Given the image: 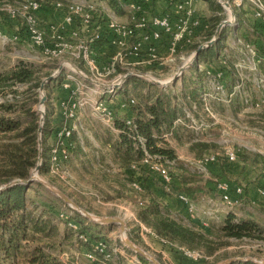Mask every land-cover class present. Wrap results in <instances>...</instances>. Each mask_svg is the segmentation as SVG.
I'll use <instances>...</instances> for the list:
<instances>
[{"label":"crops","instance_id":"1","mask_svg":"<svg viewBox=\"0 0 264 264\" xmlns=\"http://www.w3.org/2000/svg\"><path fill=\"white\" fill-rule=\"evenodd\" d=\"M93 6V10L89 12L87 19L78 17L73 22L64 20L65 10L54 12L52 9H48L49 13L52 14V22H55V25L58 22L57 19L61 21L58 24L59 26L57 25V29L61 27L64 30H61V32H65L63 36L67 34L71 39L80 36L89 38L86 39L84 45L87 48V60L83 59L82 50H79L80 57L78 59L72 55L76 49L65 51V55L78 60V63H81L82 67L97 79H94L97 87L94 90L92 89L91 92L96 93L97 99L104 101L114 115L125 116L126 119L130 120L133 119L134 112L127 102L129 101L130 104L137 103L136 93L140 88L133 86L131 81H128L129 78L135 77L146 83H152L160 91L174 96L175 99L172 103L179 111V117L173 121L169 129H164L161 132L160 137L164 144L160 143V145L171 149L176 156L175 160L183 164L184 167L187 164L195 165L204 157H213V160L206 164V175L209 181L206 185L208 202L218 197L220 201L217 205L222 207L221 210L225 209V205L221 200V193L217 189V185L222 183L227 185L232 200H236V207H238L239 198H241L240 195L236 194V189L242 187L243 193L250 195L249 197L246 196L248 205L250 203L259 204L258 202H260L262 205L259 204L258 206L264 211V157H261V153H259L260 155L255 153L253 155L244 147L240 148L230 144L228 145L230 150L235 151L233 161L228 160L226 149L224 153L217 151L206 154L210 148L215 147L212 144V139L207 137V132L215 125L214 122L218 115L213 106L210 107V113L204 110V95L212 92V88H210L212 79L216 76L221 77L220 79L227 87L225 91L227 102H230L222 105L226 106L227 109L225 110L229 113L233 112L235 115H238L239 111L245 107L242 99L251 96L253 101H257L261 95L259 91H251L250 87L247 88L249 94L247 92L234 93L232 91L235 74L230 56L236 54L237 39L250 42L258 48H264V32L260 30L254 21L250 5L245 2L240 7L241 9L239 8L237 29H233L229 25L222 29V41L218 45L216 57L201 60L197 63L195 62L196 57L193 58L195 50L191 49V45L199 43L205 38L206 33L211 30L214 24L216 15V11L204 0H121L114 1L113 5L109 4V0H100L95 2ZM232 10L234 11V9ZM118 17L120 19L124 18V22H117ZM163 18H166L169 23L168 30L157 23ZM17 23V21H12V27L15 28ZM111 23L117 25V29L112 28ZM154 33L159 36L154 37ZM247 35H252L253 40L249 39ZM88 60L94 62L95 72L90 71ZM70 64L73 65V63ZM73 66L80 75L81 69L75 64ZM260 70L263 73L264 63L260 65ZM62 71L61 69L60 73L55 74L53 79L55 85L59 84L61 88H55L50 99V104L53 107L52 124L59 123L64 117L65 104L72 102V98L76 96L75 93L79 88L78 83L75 81L78 74L75 72L71 75V78H67V75L65 76ZM189 77L198 81V83L196 82L198 89L193 94L183 91L184 81ZM59 81L66 84L58 83ZM85 81L92 82L93 80L88 81L85 79ZM119 82L114 97H112L107 91L115 88L116 83ZM146 91V87L141 89L143 94ZM250 106L254 107L253 105ZM260 108H264V106ZM77 109L75 113H77ZM113 114L110 121L103 118L99 113L97 117L109 129L111 140H113L111 145L118 139L119 132L114 125ZM191 124H195L196 127L190 128ZM186 133L193 138H186ZM204 134L205 136H202V139L195 137ZM196 144L206 145V148L195 154ZM182 147H188L189 154ZM117 160L112 150L113 170H116L118 175L125 174L124 180L127 182L126 170L124 172L119 167ZM174 165L173 161L171 166ZM173 174L175 176L174 184L181 191L180 176L182 171L175 169ZM150 186L155 188L154 184ZM179 190H175L174 194L166 196L160 193L163 205L173 215L182 219L180 221L186 222V225L209 235L214 230L213 226H211V223L209 224V221L197 217L196 211L198 208L191 202L192 200H189ZM178 195H184L188 199V203L181 200ZM253 197H256V199H253ZM213 213V209L209 211V214ZM224 215L222 218H224ZM129 218L128 220H131L132 224L129 223L126 216H123L122 220L126 232L134 233L136 231L135 226H139L140 223L137 216ZM96 224L99 225L95 228V231L98 232L97 235L99 237L105 236L107 239L111 236L109 231L112 230L113 226H119L118 224ZM67 240L61 241L60 246L55 247L57 250L54 254L41 253V251L39 253L33 252V256L27 264L62 261L64 254L74 252V247L71 245L73 242L72 236L70 240L68 235ZM144 240L151 250L156 251L158 255L162 256V259L166 260L167 264H197L188 261V259L185 260L186 258L183 257L179 247L164 242L153 231H151L148 239ZM135 256L125 255L121 257L120 264H138L135 258L141 263L140 257L136 254ZM81 264L88 263L83 259Z\"/></svg>","mask_w":264,"mask_h":264},{"label":"rangeland","instance_id":"2","mask_svg":"<svg viewBox=\"0 0 264 264\" xmlns=\"http://www.w3.org/2000/svg\"><path fill=\"white\" fill-rule=\"evenodd\" d=\"M8 1L6 0V2L2 3L3 1L0 0V72L8 69L17 61L22 60L27 63H34L43 74L51 72L52 75L61 67L64 75H67V78H71V75L77 71L73 65L75 64L78 67V60L68 57L64 52L55 57L52 56L53 54L47 55L43 52V48L56 49L53 42L56 43L57 41H63L65 44L67 42L72 43L73 46L80 48L85 45L86 39L89 38L87 36L83 38L80 36L76 39H71L67 34L63 36L65 32H61V30H64L61 27L57 29V25L61 21L57 19L56 21L58 22L55 25V22H52V14L49 13L48 9H52L54 12H62L66 11L68 6L72 4L93 5L100 0H36V3L39 4V10L36 11L39 24L38 31L42 35L44 46L36 45L32 31L30 30V24L27 21L28 15L26 12L22 11L23 13L16 19H11L3 13V8L11 6L9 4L10 1ZM13 1L14 4H17L16 6L22 7L29 0ZM212 1L220 7L219 9L213 8L216 11L215 18H219L217 24H220V22L228 18L227 11L221 5H224V0ZM230 9L233 12L232 8ZM236 9L239 13V8ZM12 21L18 22L15 28L11 25ZM117 22H124V18L120 19L118 17ZM217 24H215V27L218 26ZM247 36L253 40L252 35ZM239 58V54H233L230 56V61L232 63L237 62ZM70 63H73V65ZM81 72L93 81H85L82 78L83 76L76 72L78 78H75V81L78 83L79 88L75 93L76 96L72 99L77 104L79 103V108L77 109V113H74V120H72L73 126H75L73 129L74 136H72L75 143H79L80 151L77 154L70 153L64 170L61 173L62 175L59 177L56 175L52 176L48 172L45 174L34 173V168L30 170L28 179L33 175L35 180L30 184L31 187L26 192V210L31 214V219L27 223V235L18 243L17 251L19 253L16 254L17 257H15L16 255L12 258H5L3 256L0 264H27L28 260L33 256V252L56 253L57 249L55 247H59L60 242L63 240L68 241V235L70 240L71 236H73L71 231L67 230L68 226L65 220L61 218V214L67 215L69 219L74 218L78 221H88L92 224H96V220L105 217H118L122 219L123 216H126L127 220L129 217H136L142 197L131 190L130 184L124 180L125 174L118 175L116 170H113L111 145L113 140H111L109 129L97 118L98 114L95 111V106L98 100L96 93L91 92L92 89L94 90L97 87L94 83V79H97L83 68ZM61 82L59 81L58 83ZM249 87L251 91H257L251 85H248L247 88ZM210 88H212L211 93L215 96L213 98L206 96L205 99H207L204 105L206 104L209 109L213 106L218 115L214 122L215 125L207 132V137L212 139V144L215 147L210 148L206 154L217 151L224 153L225 149L227 152H231L232 150H230L228 145L233 144L236 147L248 149L251 152L250 154L261 153V157H264V108L253 107V109L250 106L251 104H248L250 102L242 99L245 107L243 106L244 108L239 111L240 113L238 115H235L233 112L229 113L225 110L227 109L226 106L222 105L223 103H228L227 98L220 97L222 94L213 89L215 87L212 84ZM247 91L248 89H246ZM206 94H210V92ZM5 100H11L9 93L5 97H0V103ZM40 100L41 92L39 90V100L36 104L32 103V106L38 113V126L42 128L44 120H41V116L43 112L45 113V102L41 105ZM41 136L37 133V142L39 139L41 140V148L38 146V154L40 152L42 156L43 143ZM202 136H205V134L195 137L202 139ZM185 137L193 138L187 133ZM46 143L50 147L53 142L47 140ZM182 148L189 154L188 147ZM72 149H74V143ZM194 152L195 154L199 153L200 148H197ZM185 169L187 170L185 177L190 181H188L187 186L196 190L191 202L198 208L196 211L197 217L209 221L214 231L220 227L223 220L222 216L226 211H232L239 217L250 216L253 221L257 222L264 229V211L258 206L261 203L257 201L259 204L250 203L248 205L246 201L248 194L243 193L242 187L238 207L228 208L225 206V209L221 210L222 207L217 205L218 201H220L218 197L217 199H213V201H207L206 185L209 183L207 173L196 166V164H187ZM54 191L63 193L77 207L71 208ZM253 199H256V197H253ZM164 208L166 209V207ZM212 209L214 213L209 214V211ZM84 212L89 213L92 219H88L83 214ZM168 213L171 217L182 220L171 212L168 211ZM34 221L38 222L37 228H43L42 231L33 228ZM128 221L132 224L131 220ZM181 222L187 224L184 221ZM139 223V226H135L136 231L134 233L121 231L118 228L119 226H113L112 230L109 231L111 233L110 240L106 239V241L111 243L114 240L116 244L124 245L127 247V254L133 252L140 257L143 264H167L166 260L162 259V256L146 245L144 239H148L152 230L142 222L139 221ZM125 239L130 240L137 248L145 252V256L135 253L126 246L124 244ZM229 243V245L219 248L210 257L206 256L204 251H199L204 257L203 260L201 259L202 261H194L182 255L186 258H184L185 260L188 259V261L197 264H227L226 262L229 260H233L232 262L251 261L255 264H264V240H230ZM115 262L120 263L121 258L118 257V259H115Z\"/></svg>","mask_w":264,"mask_h":264},{"label":"trees","instance_id":"3","mask_svg":"<svg viewBox=\"0 0 264 264\" xmlns=\"http://www.w3.org/2000/svg\"><path fill=\"white\" fill-rule=\"evenodd\" d=\"M1 1H3L2 3L6 2V0ZM9 1L11 6L17 5L14 4L13 0ZM204 1L214 9L220 8L212 0ZM35 2L37 1L35 0ZM109 4L113 5L114 0H109ZM3 13L7 16L5 11ZM218 22L219 18H215L211 30L199 43L191 45L192 50L198 49L201 44L211 39L216 28L215 24ZM221 41L222 34L213 46L199 52L195 62L216 57ZM78 67L83 68L81 63H78ZM50 75L51 72L43 74L37 65L22 60L0 72V97H5L7 93L11 96V100L0 103V187L14 180L28 179L30 170L35 168L37 164L38 113L33 109L32 103L38 102L41 83L44 78ZM128 81H131L133 86L140 88L136 93L137 103L130 104L129 101L127 102L134 112V117L131 119V126H129L126 121L130 119L113 114L114 125L119 132L118 139L112 145V150L118 159L119 167L123 171L126 170L127 183L137 182L143 190V193L140 194L142 201L139 202L136 213L137 219L149 227L164 242L189 251H204L205 255L209 257L213 256L219 248L229 245L230 240H264V229L257 222L253 221L250 216L239 217L232 211H228L224 215L222 225L217 230L211 231L209 235L170 216L167 208H164L159 194L172 195L175 190H179L174 184L173 170L182 171L180 192L192 200L196 191L187 186L189 181L185 177L187 170L183 164L175 160L174 152L166 146L160 145L163 143L160 137L161 132L164 129H169L173 121L179 117V111L172 103L175 97L160 91L154 84L146 83L139 78L132 77ZM196 82L198 83L191 77L185 79L183 91L193 94L198 89ZM145 87L147 91L143 94L141 89ZM55 88L60 89L61 87L58 84L55 85L53 80L44 85L46 101L44 123L41 128L43 150L38 171L40 174L48 172L53 143L49 147L46 141L51 140L53 142L54 133L59 125L58 123L52 124L51 117L53 107L50 104V99ZM73 136L70 139L74 143V149L71 150V153L77 154L80 147L79 143H75ZM138 138L143 140V147L138 142ZM195 147L200 148L201 151L206 148V145L196 144ZM144 149L151 156L159 157L161 162L174 161V166L166 165L172 180L169 192L163 188L162 181L156 173L140 165L144 156ZM132 164H138L137 170L131 169ZM151 184H154L155 188L151 187ZM30 187L31 185H13L0 191V260L3 256L12 258L19 253L17 251L18 243L27 235V223L31 219V214L26 210V192ZM71 219L80 225L88 223L87 226H83L82 230L89 231L93 238L98 237V232L95 231V228L99 226L98 224ZM33 225L35 230H43L42 227L37 228V221H34ZM229 264L255 263L244 261Z\"/></svg>","mask_w":264,"mask_h":264},{"label":"built area","instance_id":"4","mask_svg":"<svg viewBox=\"0 0 264 264\" xmlns=\"http://www.w3.org/2000/svg\"><path fill=\"white\" fill-rule=\"evenodd\" d=\"M108 1V0H107ZM121 1V0H114ZM248 3L251 7L252 17L254 21L259 26L260 30L264 32V0H224V5L222 7L227 11L228 18L223 20L220 23L227 22L226 25L233 27V29H237L238 21H237V9L240 8L243 3ZM93 5H79L72 4L68 6L64 20L66 22H73L76 18H84L87 19L89 17V12L93 10ZM234 9L232 12L231 9ZM39 9V4L33 0L27 1V4L21 6H7L2 10L6 12L7 16L11 19H16L20 17L23 12H26L28 15L27 21L30 24V30L32 31L33 38L35 40L36 45L44 46V40H42V35L39 33V24L38 17L36 11ZM23 11V12H22ZM160 26H163L166 30L169 29V23L166 18L157 21ZM192 23H194L192 21ZM225 25V26H226ZM224 26V27H225ZM111 27L117 29V25L111 23ZM223 27V28H224ZM39 33V35H38ZM157 33H154V37H158ZM59 38V37H58ZM54 48L49 49L47 47L43 48V52L45 54H53L52 56L61 55L63 52L67 50L76 49L75 53L72 55L75 58L80 57L79 50H82V57L84 60H87V48L85 46H81L80 48L73 46L71 43H66L63 41L53 42ZM236 54H239V59L237 62H233V70L235 74V82L232 86V91L234 93H243L246 92L248 85H251L254 89L261 93L260 97L257 101H253L250 97H246V102H250L248 104L253 105L254 107L264 106V74L260 70V65L264 63V48H258L256 45L245 42L244 40L237 39V47L235 48ZM88 67L91 72H95L94 62L88 60ZM220 76H216L212 79L211 84L215 87L216 91L219 94H222L220 97L227 98L226 87L223 81L220 80ZM120 84L116 83L115 88L107 91L112 97H114L115 89ZM216 94V92H215ZM249 94V92H247ZM217 95V94H216ZM224 95V96H223ZM213 98L215 96L213 93L205 94V97ZM111 99V98H110ZM95 106V111L97 114L99 113L106 120L112 119V111L108 108L104 101H100L97 99ZM79 104V103H78ZM76 101L72 100V102L65 104V112L64 117L58 123V127L53 136V145L50 151L49 158V168L48 173L52 176H61L65 164L69 158L71 150L73 148V143L71 142V136L73 134V126L72 120H74L75 110L79 107ZM204 110L210 113V109L207 105H204ZM131 120H127L126 124L131 126ZM190 128H195V124H191ZM138 142L143 147V140L138 138ZM143 159L140 162V165L148 168L150 171L156 173L162 181L163 188L169 192L171 185V176L169 174V170L166 165H172L173 161H165L161 162L160 158L157 156H151L145 149L143 150ZM227 158L229 161H233L235 159L234 152H228ZM213 157H204L200 161L197 162L196 166L200 167L204 172H206V164L211 162ZM138 164H132L131 169L137 170ZM131 189L137 193H143L141 186L137 182H131ZM218 191L221 193V200L224 205L228 208H231L236 205V200H232L228 193V187L225 184L219 183L217 185ZM236 194L241 195V188L236 189ZM178 197L183 200L185 203H188V199L184 195H178ZM61 218H63L68 226V230L71 231L73 237V247L74 252L72 254H64L62 261H44L39 264H81L84 259L88 264H120L115 262V259L124 257L125 255L136 257L133 252L127 254V247L124 245H118L113 241L108 243L106 241L107 237H95L93 238L91 233L86 230H82L83 226H87L88 223H84L83 225L77 224L71 218L69 219L67 215L61 214ZM126 231V229H125ZM97 238V239H96ZM180 252L188 258L192 260H201L203 259V255L198 251H189L183 248L179 249ZM123 259V258H122ZM138 264H141L137 258H135ZM143 264V263H142Z\"/></svg>","mask_w":264,"mask_h":264},{"label":"water","instance_id":"5","mask_svg":"<svg viewBox=\"0 0 264 264\" xmlns=\"http://www.w3.org/2000/svg\"><path fill=\"white\" fill-rule=\"evenodd\" d=\"M227 22H223V23H220L218 24L217 28H216V31H215V34H214V37L212 39H210V41L200 45L198 47V49L195 50L194 52V55H193V58L197 57V55L199 54V52L203 49H208L209 47L213 46L217 39L219 38L220 34H221V31L223 29V27L226 25ZM61 72V67L58 68V71L55 72L54 74L50 75L49 77H47L46 79H44L41 83V86L39 88L40 92H41V100H40V104L43 105L44 102L46 101V96H45V93H44V85L46 82H49L51 80L54 79L55 77V74L57 73H60ZM86 80L88 81H92L89 77H87L86 75H84L82 72H79ZM43 117H44V112H43V115L41 116V120H43ZM43 123V122H42ZM41 123V124H42ZM38 134L41 135V127L38 128ZM38 146L39 148H41V140L39 139L38 140ZM41 159H42V156H41V153L39 152L38 154V157H37V164L34 168V173H38L39 171V166L41 164ZM35 180L34 176L32 175L29 179L27 180H14L4 186H1L0 187V191H2L3 189H6L8 187H11L13 185H24V186H29L33 181ZM54 193L56 195H58L67 205H69L71 208H75L77 207L69 198H67L63 193L59 192V191H54ZM77 210V209H76ZM86 217H88V219H92V216L87 213V212H84L83 213ZM95 222L97 223H100V224H118L120 226V229L121 231H125V224H124V221L118 217H105V218H100L98 220H96ZM124 244L126 246H128L131 250H133L135 253L141 255V256H145V252H143L141 249L137 248L130 240H127L125 239L124 240ZM233 260H229L227 261L226 263H231ZM154 262V261H153ZM155 263H157L155 261Z\"/></svg>","mask_w":264,"mask_h":264}]
</instances>
